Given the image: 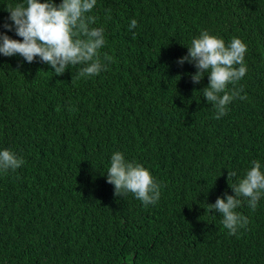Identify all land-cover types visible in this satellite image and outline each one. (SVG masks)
Masks as SVG:
<instances>
[{"label":"trees","instance_id":"obj_1","mask_svg":"<svg viewBox=\"0 0 264 264\" xmlns=\"http://www.w3.org/2000/svg\"><path fill=\"white\" fill-rule=\"evenodd\" d=\"M21 2L0 0V33L16 40L5 9ZM90 14L106 41L99 75L0 55V150L24 161L0 173V264H264V197L236 209L249 223L235 235L207 209L234 195L228 171L264 170V0H97ZM201 31L247 45L228 85L246 98L219 120L207 76L193 84L194 65L177 64ZM116 151L149 170L156 204L114 195Z\"/></svg>","mask_w":264,"mask_h":264},{"label":"clouds","instance_id":"obj_2","mask_svg":"<svg viewBox=\"0 0 264 264\" xmlns=\"http://www.w3.org/2000/svg\"><path fill=\"white\" fill-rule=\"evenodd\" d=\"M97 0H23L15 6H7L8 20L3 27L7 32H15L20 40L12 39L6 33H0V55L4 57L21 56L31 64L39 57L53 69L56 76H62L70 65L80 66L76 79L99 75L104 70L100 49L105 46L103 27H94L97 17L90 13ZM110 11V10H108ZM137 27L132 19L129 30ZM135 35V34H133ZM188 54L177 61L194 65L195 74H189L193 84H200L205 76L209 80L202 92L204 99L215 111L219 120L227 114V106L236 98L245 99L240 92L243 89L229 88L241 80L247 67L244 63L247 45L234 37L229 44L208 31H201L198 37L191 40L187 47ZM104 60H110L106 55ZM207 73V75H206ZM24 163L14 152L0 150V173L15 171ZM107 183L114 185L115 196L123 197L134 194L145 207L156 204L160 198V185L149 170L135 161H128L122 152L116 151L110 159L106 172ZM227 182L234 195L224 194L214 204H208L210 213H219L222 224L229 235H235L245 228L248 218L238 211L245 202L253 211L264 197V170L261 162L253 160L246 174L240 178L236 172H229Z\"/></svg>","mask_w":264,"mask_h":264},{"label":"water","instance_id":"obj_3","mask_svg":"<svg viewBox=\"0 0 264 264\" xmlns=\"http://www.w3.org/2000/svg\"><path fill=\"white\" fill-rule=\"evenodd\" d=\"M121 264H134V263H127V262H122Z\"/></svg>","mask_w":264,"mask_h":264}]
</instances>
